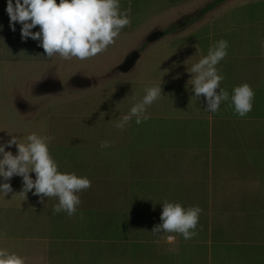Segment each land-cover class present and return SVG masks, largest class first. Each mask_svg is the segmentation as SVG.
Returning a JSON list of instances; mask_svg holds the SVG:
<instances>
[{
	"label": "rangeland",
	"instance_id": "obj_1",
	"mask_svg": "<svg viewBox=\"0 0 264 264\" xmlns=\"http://www.w3.org/2000/svg\"><path fill=\"white\" fill-rule=\"evenodd\" d=\"M6 7L0 0V142L52 137L59 171L91 187L69 216L54 212L56 197L21 193L22 177L0 181L13 189L0 196V248L25 264H264V0H120L130 24L86 60L22 40ZM221 39L220 87L255 93L244 117L230 98L208 113L192 90L187 68ZM155 84L149 118L118 128ZM165 201L202 209L193 238L151 232Z\"/></svg>",
	"mask_w": 264,
	"mask_h": 264
},
{
	"label": "clouds",
	"instance_id": "obj_2",
	"mask_svg": "<svg viewBox=\"0 0 264 264\" xmlns=\"http://www.w3.org/2000/svg\"><path fill=\"white\" fill-rule=\"evenodd\" d=\"M6 12L10 26L20 23L21 39L31 38L39 42L48 57L59 55L64 59L86 60L107 50L115 43L121 30L130 24L128 10H122L120 0H7ZM39 26V31L32 29ZM228 42L219 40L206 56L194 63L189 73L195 97L206 98L208 113L219 111L223 102L229 100V93L220 87L223 75L217 65L227 55ZM219 89V92L216 90ZM162 96L161 84L149 86L143 98L117 123L123 128L133 117L137 124L148 119L147 108ZM255 93L247 84L236 86L231 95V106L240 117L246 116L253 108ZM52 137L33 132L20 143L16 136L7 142H0V181H10L14 176L23 179V191L34 189V195L58 198L55 213L66 212L72 216L77 211L81 199L80 192L91 187L87 176L75 172H61L52 156L49 144ZM16 146L17 154L6 151ZM107 141L101 147H108ZM35 173V179L29 173ZM13 191L10 182L0 183V196ZM160 216L162 223L153 227L154 235L178 233L185 240L193 238L202 209L199 206L184 207L179 202L165 201ZM0 264H25V258L5 248H0Z\"/></svg>",
	"mask_w": 264,
	"mask_h": 264
},
{
	"label": "trees",
	"instance_id": "obj_3",
	"mask_svg": "<svg viewBox=\"0 0 264 264\" xmlns=\"http://www.w3.org/2000/svg\"><path fill=\"white\" fill-rule=\"evenodd\" d=\"M211 8V6L209 7V9Z\"/></svg>",
	"mask_w": 264,
	"mask_h": 264
}]
</instances>
